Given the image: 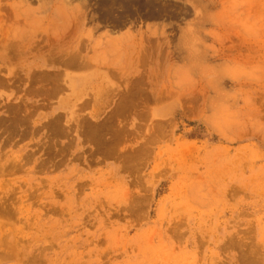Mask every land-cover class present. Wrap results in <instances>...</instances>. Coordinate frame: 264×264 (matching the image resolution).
Here are the masks:
<instances>
[{"label":"rangeland","instance_id":"obj_1","mask_svg":"<svg viewBox=\"0 0 264 264\" xmlns=\"http://www.w3.org/2000/svg\"><path fill=\"white\" fill-rule=\"evenodd\" d=\"M93 24L176 115L49 112ZM0 264H264V0H0Z\"/></svg>","mask_w":264,"mask_h":264},{"label":"crops","instance_id":"obj_2","mask_svg":"<svg viewBox=\"0 0 264 264\" xmlns=\"http://www.w3.org/2000/svg\"><path fill=\"white\" fill-rule=\"evenodd\" d=\"M90 32L92 38L89 40L87 59L82 62L77 60L73 65L68 63L67 75L62 71L60 76L57 75L60 82L52 85L49 112L53 116H62L72 126L81 121L96 125L107 121L110 115L122 112L124 104L137 107L138 99L142 100V105L159 106L156 113L159 119L166 120L176 115L180 103L170 99L156 103L161 89H156L153 84L148 82L140 88L136 82H123L124 77L130 75L128 80H131L134 75L142 72V59L154 56L148 52L142 53V43L147 38L140 39L137 26L132 28L127 24L121 28L97 29L93 24ZM143 72L149 73V70ZM64 77L66 82L63 87ZM34 100L39 102L38 99ZM37 106L46 105L43 102ZM169 106H172L170 110ZM137 116L131 119L137 121Z\"/></svg>","mask_w":264,"mask_h":264}]
</instances>
